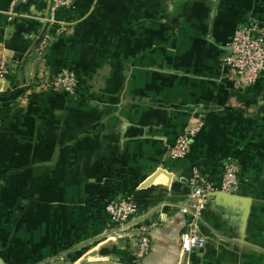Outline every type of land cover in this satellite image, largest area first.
Here are the masks:
<instances>
[{
  "label": "crops",
  "instance_id": "obj_1",
  "mask_svg": "<svg viewBox=\"0 0 264 264\" xmlns=\"http://www.w3.org/2000/svg\"><path fill=\"white\" fill-rule=\"evenodd\" d=\"M0 0V264H37L73 247L76 264H123L106 240V202L132 193L150 226L139 264H264V75L242 88L224 64L236 28L264 22V0H76L51 33L48 0L8 19ZM73 69L76 94L48 82ZM199 125L190 153L169 147ZM241 165L237 193L204 210L205 247L183 252L177 205L199 170L219 183ZM130 264V263H125Z\"/></svg>",
  "mask_w": 264,
  "mask_h": 264
},
{
  "label": "built area",
  "instance_id": "obj_2",
  "mask_svg": "<svg viewBox=\"0 0 264 264\" xmlns=\"http://www.w3.org/2000/svg\"><path fill=\"white\" fill-rule=\"evenodd\" d=\"M30 0H11L8 19L15 21V9L20 4ZM49 22L51 33L40 38V49L46 50L56 36L67 35L71 32L72 21L59 17L61 10L71 11L76 7V0H48ZM224 64L230 68L240 81L242 88L253 86L264 75V22L253 17L249 24L239 25L231 42V51L225 56ZM9 64L4 56L0 58V78L9 72ZM53 89L68 94H76L80 81L77 73L62 67L48 82ZM199 130V125L190 124L184 128L182 134L169 147V155L173 160H180L187 156L193 145V139ZM241 165L235 160L224 164L219 183L209 181L205 175L195 169L191 178L181 179L188 182L190 192L183 202L177 205V211L182 217L184 229L180 235V245L183 252H191L205 247L206 236L201 231L204 222V210L209 200L216 194L237 193L240 186ZM105 213L108 226L106 239L117 242L127 238L130 247L127 249L135 260L150 254L152 242L150 226L137 215V202L132 193H125L120 197H113L106 202ZM73 247L60 250L42 259L37 264H76L73 259Z\"/></svg>",
  "mask_w": 264,
  "mask_h": 264
},
{
  "label": "rangeland",
  "instance_id": "obj_3",
  "mask_svg": "<svg viewBox=\"0 0 264 264\" xmlns=\"http://www.w3.org/2000/svg\"><path fill=\"white\" fill-rule=\"evenodd\" d=\"M109 223V222H108ZM108 226V225H107ZM106 232V231H105ZM103 237H106V234L104 233V236ZM106 239V238H105ZM107 240V239H106ZM110 241H112V240H110ZM114 243H116V244H119V243H121V247L124 249V250H127L129 247H130V244H129V242H128V240H127V238H121V239H119L117 242H115V241H113ZM129 258L128 259H118V262L119 263H123V264H125V263H130V264H139V263H141L147 256H145V257H143V258H140V259H137V260H135V258L133 257V256H131L130 255V253H129Z\"/></svg>",
  "mask_w": 264,
  "mask_h": 264
}]
</instances>
